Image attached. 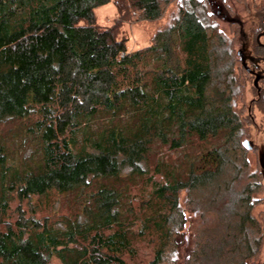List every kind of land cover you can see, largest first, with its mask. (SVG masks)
<instances>
[{
  "label": "trees",
  "instance_id": "obj_1",
  "mask_svg": "<svg viewBox=\"0 0 264 264\" xmlns=\"http://www.w3.org/2000/svg\"><path fill=\"white\" fill-rule=\"evenodd\" d=\"M172 2L0 0V124L39 143L21 164L0 131V264H264V6L252 37L227 0ZM110 3L168 24L130 49Z\"/></svg>",
  "mask_w": 264,
  "mask_h": 264
},
{
  "label": "rangeland",
  "instance_id": "obj_2",
  "mask_svg": "<svg viewBox=\"0 0 264 264\" xmlns=\"http://www.w3.org/2000/svg\"><path fill=\"white\" fill-rule=\"evenodd\" d=\"M177 0H173L171 4H168V9L171 10L174 7V4ZM215 4L221 5L225 4L223 3V0H213ZM225 2V1H224ZM228 4L231 6L232 11L237 12V15H241L242 18H244V28L246 32L251 36L254 28L257 27L258 19L256 16H253L254 10L257 8H260L264 6V0H227ZM226 10L227 7H224ZM215 11V6L212 8ZM172 11V10H171ZM98 14V21L101 24H111L114 19L116 21L123 22V30L129 37L128 45L130 49H137L139 47H143L145 45H148L151 43L153 36L155 33L159 30H162L163 27L167 26L168 18L165 16L160 17L156 20H146L143 17H137L134 16L132 18H129L128 20L121 19L118 8L114 3H110L104 6H101L97 9ZM220 20V17H218ZM221 27L228 29V23L220 20ZM261 36L264 35V32ZM259 33V34H260ZM256 34V33H255ZM258 34V35H259ZM248 35V36H249ZM257 35V40H258ZM254 37V33L253 36ZM247 38V37H246ZM261 38V37H260ZM245 41V40H244ZM260 41V39L258 40ZM240 44V41H238ZM244 45V44H243ZM240 46V45H239ZM259 72V71H258ZM254 78V77H253ZM252 78V79H253ZM254 80V79H253ZM253 93L249 91V88L247 87V93L244 96V99L249 101L251 103V97ZM251 105L248 106L250 109ZM253 118L255 119V123L251 130V138L255 143H258L260 146L261 151L264 152V112L260 110L257 105H253ZM26 127L31 124V121H26ZM23 121H9L5 122L4 124H0V131L5 136L7 142L10 145V148L13 150V154L15 155L17 153L18 158L21 162V164L26 163L27 164H35L37 161V158L39 157V143L38 140L33 136L26 134V132H23V127L25 125ZM96 125V124H95ZM97 126V125H96ZM193 153V151L191 152ZM195 153V151H194ZM169 158V161H175L180 166L183 165V155L180 152H170L166 154ZM154 160L156 156H153ZM186 164L184 163V166ZM75 203V204H74ZM80 205V201L77 200L76 192H69L61 197L60 201L57 203V210L63 212V213H69V211H72L76 209V206ZM201 228L204 224L200 223ZM206 225L203 227V230L207 229ZM152 247L150 245H147L145 243V246H143L142 250L145 252L146 256L141 254L140 258L143 260H149L152 256L151 253ZM264 258V240L263 245L260 251V260ZM54 264H60L58 260L54 261Z\"/></svg>",
  "mask_w": 264,
  "mask_h": 264
},
{
  "label": "flooded vegetation",
  "instance_id": "obj_3",
  "mask_svg": "<svg viewBox=\"0 0 264 264\" xmlns=\"http://www.w3.org/2000/svg\"><path fill=\"white\" fill-rule=\"evenodd\" d=\"M264 44V43H263ZM245 46V45H244ZM243 46V47H244ZM247 56V55H245ZM263 60H260L258 63H256V68L254 69V71H256V74L258 73L260 76H261V70L263 71L264 70V62L261 63ZM262 65V66H261ZM259 71V72H258Z\"/></svg>",
  "mask_w": 264,
  "mask_h": 264
},
{
  "label": "water",
  "instance_id": "obj_4",
  "mask_svg": "<svg viewBox=\"0 0 264 264\" xmlns=\"http://www.w3.org/2000/svg\"><path fill=\"white\" fill-rule=\"evenodd\" d=\"M261 35H262V33H260L258 35V40L260 39ZM260 77L261 76L259 74L256 75V78H255V81H254L256 86H258V81H259Z\"/></svg>",
  "mask_w": 264,
  "mask_h": 264
}]
</instances>
